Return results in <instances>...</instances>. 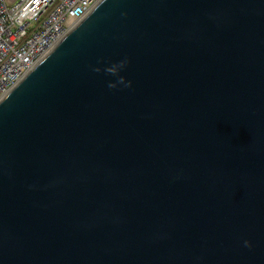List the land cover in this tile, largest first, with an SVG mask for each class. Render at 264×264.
<instances>
[{
  "label": "water",
  "instance_id": "obj_1",
  "mask_svg": "<svg viewBox=\"0 0 264 264\" xmlns=\"http://www.w3.org/2000/svg\"><path fill=\"white\" fill-rule=\"evenodd\" d=\"M0 264H264V0H101L0 101Z\"/></svg>",
  "mask_w": 264,
  "mask_h": 264
},
{
  "label": "built area",
  "instance_id": "obj_2",
  "mask_svg": "<svg viewBox=\"0 0 264 264\" xmlns=\"http://www.w3.org/2000/svg\"><path fill=\"white\" fill-rule=\"evenodd\" d=\"M101 0H0V101Z\"/></svg>",
  "mask_w": 264,
  "mask_h": 264
}]
</instances>
